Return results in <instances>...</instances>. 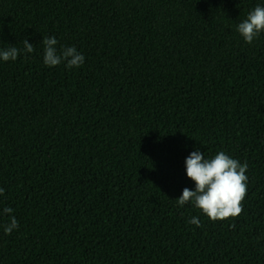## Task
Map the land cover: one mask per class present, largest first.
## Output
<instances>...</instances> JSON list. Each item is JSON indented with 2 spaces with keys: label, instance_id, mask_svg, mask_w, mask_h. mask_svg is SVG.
<instances>
[{
  "label": "trees",
  "instance_id": "1",
  "mask_svg": "<svg viewBox=\"0 0 264 264\" xmlns=\"http://www.w3.org/2000/svg\"><path fill=\"white\" fill-rule=\"evenodd\" d=\"M257 5L0 0V50L35 49L0 60V264H264V32L236 31ZM52 36L83 65H44ZM196 150L247 163L238 217L177 204Z\"/></svg>",
  "mask_w": 264,
  "mask_h": 264
},
{
  "label": "clouds",
  "instance_id": "2",
  "mask_svg": "<svg viewBox=\"0 0 264 264\" xmlns=\"http://www.w3.org/2000/svg\"><path fill=\"white\" fill-rule=\"evenodd\" d=\"M236 31L245 43L251 44L264 32V6L254 7L247 14V18L237 25ZM42 43L43 63L48 67L63 63L69 69L79 68L85 61L84 55L78 52L75 46H62L58 50L56 47L58 41L54 36L43 37ZM23 45V49L10 46L0 50V60L15 61L21 52H34V45L29 43L28 39L23 41ZM185 168L187 177L195 184V190L187 187L183 189L182 195L176 199L180 207L191 203L212 222L234 219L242 213V201L247 195L246 162L241 164L239 160L224 151L218 152L212 158H205L204 153L196 150L186 157ZM3 194L4 189L0 188V195ZM12 211L13 209L8 207L3 209L4 213ZM188 223L201 226L200 220L195 216ZM18 227V221L12 216L10 222L3 225V231L6 235H10Z\"/></svg>",
  "mask_w": 264,
  "mask_h": 264
}]
</instances>
